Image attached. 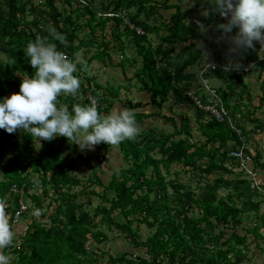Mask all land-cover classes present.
Here are the masks:
<instances>
[{"label": "trees", "instance_id": "16d2710c", "mask_svg": "<svg viewBox=\"0 0 264 264\" xmlns=\"http://www.w3.org/2000/svg\"><path fill=\"white\" fill-rule=\"evenodd\" d=\"M58 1L0 0V99L19 92L24 76L34 75L35 69L28 63L29 57L24 50L37 36L48 37V42L56 44L57 49L68 54L70 59L75 58L83 46H96L99 48L97 55L91 57L86 62L88 64L93 58L112 60L116 54L111 46L113 43L117 49L123 50V45L117 43L121 39L123 24L125 32L131 34L128 42L134 45L142 64L141 71L134 73L133 77H128L124 69L126 80L133 86L141 85V90L149 94L152 105L159 109L172 91L179 100L189 103L193 107L199 135L194 133L195 126L191 124L189 114L181 117L180 126L175 122V130L166 136L146 140L140 135L119 145L101 143L107 148L118 147L130 162L127 168L114 172L107 185L100 183L103 199L91 212L87 208L90 203L79 200L86 189L80 192L72 189L84 182L73 173L78 165L76 160H69L62 148L57 147L58 137L51 142L42 140L40 145L37 138L24 130L19 136V129L11 134L0 129V199L7 197L14 185L29 193L30 189L39 190L42 184L44 195L50 199L49 206L58 203L50 215L42 212L41 217L33 218L20 238L21 243L13 248L17 252L13 264H92L97 254L89 251L90 237L93 235L100 241L106 237L104 232L95 230L100 222L125 234L136 248L145 249L136 256L126 252L110 254L109 264H244L250 247L247 234L239 233L238 226L243 223L242 214L259 211L264 194L244 177V171L235 175L234 169L239 168V163L231 151L241 143L237 132L228 122L219 121L200 109L184 91L189 92L198 83V72L189 70L203 56L202 49L191 41V37H195L209 44L211 58L220 64L209 70L206 77L216 80L218 92L249 142L257 131L246 124L259 125L256 111L264 104V45L254 42L252 49L230 52L226 40L219 43L215 40L220 35L216 25L226 21L218 14H210L204 19L199 15L198 7L183 12L185 0H177L174 4H170V0H100L101 9L96 7L98 0H77L71 9L61 8ZM64 1L71 3V0ZM160 7L174 8L175 12L170 22L158 25L162 16ZM108 12H126L133 23L145 30V34H136L121 17L105 16ZM192 13L209 26L208 35L201 34L196 25L186 22ZM111 20L114 22L108 38L100 32L105 33ZM53 28L64 37L63 42L50 35ZM80 31H83L82 35ZM154 32L158 33L160 41L156 49L148 38V34ZM136 58L134 60L138 62ZM240 62L248 67L243 75L222 67ZM245 75H257L261 81L262 95L258 105H253ZM88 89L90 86L81 82L78 94L75 97L62 96L60 103L71 109L72 105L78 104L79 95ZM116 91L110 88L109 92L93 93L102 115L108 110H102L100 106L104 102L112 105ZM195 92L199 93V90ZM90 103L86 98L80 105ZM135 113L137 119L144 114L138 110ZM259 127L263 128L261 123ZM196 136L198 140H195ZM67 147L82 157L78 146L68 143ZM7 149L11 150L10 156L6 155ZM154 151L160 157L153 155ZM247 152L256 169L264 171L262 149ZM203 161L206 166L202 165ZM174 164H182L186 169L190 167L205 179L201 192L196 193L190 184L178 179L165 180L161 165L169 170ZM32 171H35L34 175H31ZM213 174L215 177H210ZM92 177H89L90 181H93ZM168 186L173 189L172 200ZM220 190H225L226 194L220 196ZM30 194L35 201L34 208L42 209L45 199L38 191ZM19 197L20 193L15 192L9 198L12 203L8 213L10 225L13 224L11 214L18 209ZM196 209L198 216L191 214ZM30 211L31 207L28 213ZM116 211L118 217L114 215ZM98 216H101L100 221L96 220ZM45 217L49 221H45ZM135 221L154 231L142 239L133 226ZM228 228L233 230L230 234ZM261 228H264V212L260 215V223L247 230L256 238ZM226 234L229 237L225 239Z\"/></svg>", "mask_w": 264, "mask_h": 264}, {"label": "rangeland", "instance_id": "374dc122", "mask_svg": "<svg viewBox=\"0 0 264 264\" xmlns=\"http://www.w3.org/2000/svg\"><path fill=\"white\" fill-rule=\"evenodd\" d=\"M162 1V0H159ZM35 3H38L39 0H34ZM77 0H71V3H67L64 0H59L58 4L61 8L71 9L74 8L76 5ZM100 0L97 1L96 7L99 6ZM170 4L177 3V0H170ZM199 8V11L207 8V5L203 0H198L195 4L194 1L185 0L182 3V11L185 12L187 9L190 8ZM175 12L174 8H162L160 7L161 18L157 21L158 25L162 22H170L171 16ZM196 15L192 13L188 16L186 22L196 25L195 21L198 19L195 17ZM114 20L108 22V28L106 29L105 34L108 38L111 36L109 35L111 29V25L113 24ZM206 23V22H204ZM121 39L117 42L118 45H123V50L117 49L115 46L116 44H111L112 47L116 50V54L112 60H102L100 58H93L90 60L88 64L87 61L91 57H95L99 50L96 46H83L78 50L77 56L75 58H71L73 62L77 65V75L81 82L84 83V86H90V89L87 92L81 93L78 98V104H81L86 98H89L93 95V93L102 94L105 91L109 92L110 88L117 89V93L115 96L112 97L113 104L110 105L108 103H103L100 106L102 110L107 109L108 112L105 114H109L110 112L114 111L118 106L125 107L131 110H138L142 111L144 114L137 119L138 126L140 128L139 134L137 136H145L146 140H153L154 138H158L160 136H166L170 132L175 130V122L178 126L181 125V117L185 115L191 114V124L194 127L195 135H199V130L197 129V121L194 119V112L193 107L182 100H179L176 94L172 91L170 93L169 99L161 106L159 109L157 106L152 105L150 102V96L146 91L141 90L140 86H133L126 80V75L124 69L127 70L126 74L128 77H133L134 73L141 71V57H138L137 53L134 51V45L129 43V38L131 34L126 33L124 30V25L122 24L120 27ZM80 34H83V31H80ZM208 35V33L206 34ZM211 39V36H207ZM149 41L156 49L159 41L158 33H150L148 34ZM191 41L195 43L197 46V42L201 41V39H196L195 37H191ZM203 48L202 49L203 56L197 65L190 67L189 70L198 71L199 67L202 63L208 61H214L210 56V47L209 44L206 43L204 40ZM4 57V56H2ZM134 57L138 59V62H135ZM244 61H242L243 63ZM240 65V64H238ZM245 80L248 86L251 88L252 97L254 99L253 105L259 104L260 96L262 95L261 89V81L258 79L257 75L247 76L245 75ZM98 85H101L99 88ZM195 87H192L194 89ZM186 94V91H184ZM107 94V92H106ZM60 102V98H59ZM253 108V107H252ZM251 108V109H252ZM256 113V117H258L259 125L257 126L256 123H247L246 126L250 128L255 127L254 131H257L253 134L255 137L252 136V139L248 142L249 150L252 152L255 151L257 148L262 149V160L264 161V104L261 105V108H258ZM136 118H138L136 116ZM260 119V120H259ZM260 123L263 128H260ZM23 131L18 130V135L21 136ZM136 136V137H137ZM179 137V136H177ZM60 140L57 143V147H61L64 154L68 155L69 160H76L78 165L74 169L73 173L80 177L84 182L83 185L73 187V191L80 192L81 189H86V193L80 194L79 200L80 201H87L90 203L88 205V211L94 212L95 208L98 206L99 203L102 202L103 193V185H107L111 179V176L114 172H118L121 169L127 168L129 165L130 160H126L123 152L118 147H110L107 148L105 145L101 143L95 145L92 150H83L81 152L82 157H78L75 155L73 151L68 149V140L63 137H58ZM199 137H195V140H198ZM37 140H39L37 138ZM231 145V144H230ZM79 149V147H78ZM11 150H6V155L10 156ZM153 155L160 157V154L157 151L152 152ZM93 165V166H92ZM203 166H206V162H202ZM232 166L231 164H228ZM162 173L165 177V180L172 181L178 179L183 183L190 184L191 188L196 191V193L201 192V188L205 184V179L200 178L199 173L193 171L190 167L185 168L182 164H174L170 167L169 170L161 165ZM152 170V168H151ZM2 171V169H1ZM29 171V168L24 170L22 173L26 175ZM235 175H239L241 172L240 168H235ZM258 173L261 179H264V171L261 169ZM35 171H32L31 175H34ZM96 174V177L94 176ZM92 177L93 181H90L89 177ZM227 176V174H226ZM231 176V175H230ZM210 177H215V174L211 175ZM232 177V176H231ZM101 183V184H100ZM39 190H31L29 193L25 192L24 198L27 200V203L31 207V211L26 213L18 223L15 225L12 224V230L15 234L14 241L11 246H9L6 250L0 249L1 254H5L9 257V264H13V259L16 257V250L13 248L21 243V236L25 233L26 229L32 222L33 218L41 217L42 212L46 215H50L53 213L54 208L58 204L54 202L52 206H49L48 196L44 195V188L41 184L39 186ZM38 191L40 197L44 198L43 208L42 209H35V201L31 197L32 192ZM89 191H94V193H89ZM168 191L172 195L170 198L171 200L174 199L173 189L168 186ZM226 194L225 190H220L219 195L224 196ZM50 195V193H49ZM151 197L153 198L154 195L152 194ZM34 214V213H37ZM264 212V201L261 202L259 211L255 212H247L246 214H242L243 216V223L238 226V231L241 234H247V243L249 244V250H247V259L245 260L244 264H264V228L260 229V235L255 236L248 232V228H251L253 225L260 223V215ZM192 215L198 216V210H193L191 212ZM114 215H119L118 211L114 213ZM118 217V216H117ZM101 216L96 218L97 221H100ZM44 220H48L49 218L45 217ZM134 228L138 230L142 239H146V237L152 233L151 230L146 224H139L138 221H135L133 224ZM227 230L229 234L233 231L231 228ZM97 231L104 232L106 237L103 238L101 241L97 240L96 237L93 235L90 237V242L88 244L89 251L96 253L97 255L94 256V260L92 264H109L108 257L110 254L112 255H119L122 253H128L132 255H138L144 253L145 249H138L133 244H131L130 240L126 238L125 234H122L116 228H109L107 224H100L95 228ZM229 234H226L225 239L229 237ZM261 236V237H260ZM231 256V255H230Z\"/></svg>", "mask_w": 264, "mask_h": 264}, {"label": "clouds", "instance_id": "9594fccd", "mask_svg": "<svg viewBox=\"0 0 264 264\" xmlns=\"http://www.w3.org/2000/svg\"><path fill=\"white\" fill-rule=\"evenodd\" d=\"M204 2L211 7L201 10V17L207 19L210 14H218L226 21L216 25L220 32L215 38L217 43L226 40L233 53L254 48V42L264 45V0ZM195 23L201 34L209 32L203 20L197 19ZM50 35L55 40H64L54 28L50 29ZM197 46L203 48L204 42L198 41ZM24 51L35 73L32 77L24 76L19 92L0 99V129L10 134L24 130L38 138L40 145L42 140L51 142L64 137L81 151L92 150L100 143L119 145L139 134L134 110L118 106L102 115L95 99L88 105L74 104L71 109L59 102L62 96L75 97L81 81L75 75L76 63L59 51L56 44L49 43L48 37L37 36ZM9 221L5 202L0 199V249L11 246L15 238ZM0 264H9V257L0 254Z\"/></svg>", "mask_w": 264, "mask_h": 264}, {"label": "built area", "instance_id": "2783aa9c", "mask_svg": "<svg viewBox=\"0 0 264 264\" xmlns=\"http://www.w3.org/2000/svg\"><path fill=\"white\" fill-rule=\"evenodd\" d=\"M126 12L114 14L112 12L106 13L105 16L113 17L118 16L121 17L124 20V24H126L132 31H134L138 35H144L145 30L133 23L128 16L126 15ZM68 59V54L64 53ZM220 64L216 61H208L205 63H202V65L198 69V76H197V86L194 89H191L189 92H186L194 103L202 110L209 113L212 117H215L219 121H225L228 122L233 128L237 134L240 137V144L237 146V148L233 149L231 151V155L236 158V160L239 163V168L241 171H244V177L248 178L252 181L253 187L257 188L264 194V186L263 181L264 179H261L258 169L255 167V163L253 161V158L248 154L247 151L249 150V143L246 139V136L243 135L242 129L239 127L237 120H235L232 115L230 114L229 109L226 107L220 93L218 92L216 86H215V79H209L206 77V74L209 70H214L215 68L219 67ZM223 68L227 70L237 71L239 74L243 75L247 73L248 67H245L243 65L238 64H228L222 66ZM196 81V82H197ZM199 90V93H196V90ZM90 102L94 100L93 96L89 97ZM98 107V103H97ZM19 192L20 197L18 200V209L11 214L12 223L16 224L20 221V219L29 211L30 205L27 203V200L24 198L25 191L23 188H20L17 185H14L11 188L10 193L3 199L6 205V211L7 214L11 211L12 203L10 202L9 198L11 193Z\"/></svg>", "mask_w": 264, "mask_h": 264}, {"label": "crops", "instance_id": "0c3cea01", "mask_svg": "<svg viewBox=\"0 0 264 264\" xmlns=\"http://www.w3.org/2000/svg\"><path fill=\"white\" fill-rule=\"evenodd\" d=\"M241 62H242V61H241ZM241 62L239 63L240 65H241ZM258 110H259V109H258ZM256 113H257V111H256ZM250 127H251V126H250ZM253 128H255V127H253ZM255 136H256V134H255ZM255 136H254V137H255ZM255 138H257V137H255ZM14 225H15V224H14ZM0 254H1V253H0Z\"/></svg>", "mask_w": 264, "mask_h": 264}]
</instances>
